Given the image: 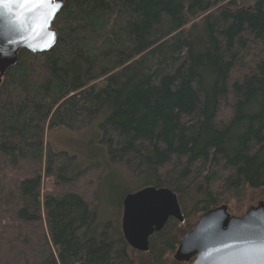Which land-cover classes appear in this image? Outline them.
I'll use <instances>...</instances> for the list:
<instances>
[{"label": "trees", "instance_id": "1", "mask_svg": "<svg viewBox=\"0 0 264 264\" xmlns=\"http://www.w3.org/2000/svg\"><path fill=\"white\" fill-rule=\"evenodd\" d=\"M53 27L0 81V264H189L173 253L202 213L264 191V0H63ZM102 114L109 160L180 206L145 252L98 230L104 166L67 178L46 142Z\"/></svg>", "mask_w": 264, "mask_h": 264}, {"label": "water", "instance_id": "2", "mask_svg": "<svg viewBox=\"0 0 264 264\" xmlns=\"http://www.w3.org/2000/svg\"><path fill=\"white\" fill-rule=\"evenodd\" d=\"M50 18L46 29L24 27L0 17V81L8 68L13 67L21 50L39 53L51 50L58 32L53 21L63 7ZM50 33L54 40L42 47ZM11 41V42H9ZM120 230L126 243L133 249L145 252L148 239L161 230L169 218L179 222L183 216L176 195L166 187L143 186L127 193L122 199ZM248 241H264V200L250 205L242 215L228 212L226 204L202 213L191 228L181 236L173 253L177 262L189 264H242L239 250Z\"/></svg>", "mask_w": 264, "mask_h": 264}, {"label": "rangeland", "instance_id": "3", "mask_svg": "<svg viewBox=\"0 0 264 264\" xmlns=\"http://www.w3.org/2000/svg\"><path fill=\"white\" fill-rule=\"evenodd\" d=\"M104 116V114L99 115L89 127L78 131H69L65 128L53 129L46 138L47 144L53 150L64 151L73 156L70 167L65 171L67 178L95 164L104 166L97 190V196L100 199L99 231L108 219H115L120 223L123 197L149 182L147 177L133 176L129 166L115 164L109 160L98 126ZM53 178L52 176L42 177V191L51 187ZM259 200H264V191L250 198L249 203L254 205Z\"/></svg>", "mask_w": 264, "mask_h": 264}, {"label": "snow or ice", "instance_id": "4", "mask_svg": "<svg viewBox=\"0 0 264 264\" xmlns=\"http://www.w3.org/2000/svg\"><path fill=\"white\" fill-rule=\"evenodd\" d=\"M59 7L58 0H0V17L10 18L19 27H24L31 21L30 28L38 26L43 30ZM54 36V33H50L41 46L48 47ZM239 256L242 264H264V241L245 242V247L239 250Z\"/></svg>", "mask_w": 264, "mask_h": 264}, {"label": "bare ground", "instance_id": "5", "mask_svg": "<svg viewBox=\"0 0 264 264\" xmlns=\"http://www.w3.org/2000/svg\"><path fill=\"white\" fill-rule=\"evenodd\" d=\"M8 236V235H7ZM9 237V236H8Z\"/></svg>", "mask_w": 264, "mask_h": 264}]
</instances>
